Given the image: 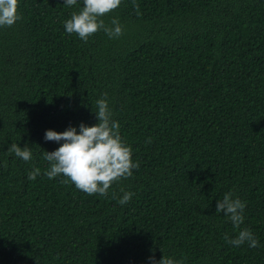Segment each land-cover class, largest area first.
Wrapping results in <instances>:
<instances>
[{"label":"trees","instance_id":"obj_1","mask_svg":"<svg viewBox=\"0 0 264 264\" xmlns=\"http://www.w3.org/2000/svg\"><path fill=\"white\" fill-rule=\"evenodd\" d=\"M135 2L101 18L119 38L66 33L83 0H18L0 26V264H264V0ZM105 93L139 168L88 195L45 175L44 134L97 124ZM227 193L239 228L216 212ZM245 228L258 247L225 240Z\"/></svg>","mask_w":264,"mask_h":264},{"label":"clouds","instance_id":"obj_2","mask_svg":"<svg viewBox=\"0 0 264 264\" xmlns=\"http://www.w3.org/2000/svg\"><path fill=\"white\" fill-rule=\"evenodd\" d=\"M76 4L77 0H65L64 3L69 7ZM120 4L121 0H83L82 9L72 12L71 18L65 21L66 33L77 34L85 43L99 30H103L110 39L119 38L123 35L119 20L114 18L111 21L112 27H108L101 18L117 9ZM17 5L18 0H0V26H12L21 18L17 15ZM133 7L139 14V6L135 0ZM93 112L98 121L93 126L81 122L79 131L73 126H69L63 132L46 130L44 140L59 143L60 146L51 152L43 151V159L50 165L45 175L52 179L63 174L67 178L62 181L63 183H68L70 180L77 189L88 195L104 196L113 182L131 177L132 170L138 169L139 163L133 162L131 148L121 139L119 122L111 119L107 93L96 101V110ZM6 152L8 155L14 154L24 162L31 161L33 156L27 145L21 148L17 143H12ZM3 166L7 167V161ZM38 175L40 169L33 168L28 173L27 179L35 180ZM133 195L131 192H124L118 201L119 204H127ZM231 196V193H227L222 200L217 201L216 212L223 213L235 228H239L244 222L246 203L240 199H232ZM225 240L235 247L245 243L251 248L259 246L258 239L247 228L239 231L234 239L225 236ZM148 259L150 264H183L182 260H173L164 255L159 261L154 254Z\"/></svg>","mask_w":264,"mask_h":264}]
</instances>
